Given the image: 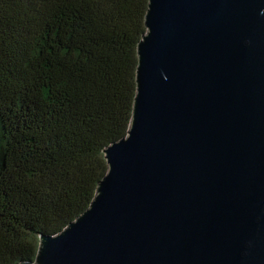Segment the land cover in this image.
<instances>
[{
  "label": "water",
  "instance_id": "obj_1",
  "mask_svg": "<svg viewBox=\"0 0 264 264\" xmlns=\"http://www.w3.org/2000/svg\"><path fill=\"white\" fill-rule=\"evenodd\" d=\"M145 26L91 206L20 264H264V0H149Z\"/></svg>",
  "mask_w": 264,
  "mask_h": 264
},
{
  "label": "trees",
  "instance_id": "obj_2",
  "mask_svg": "<svg viewBox=\"0 0 264 264\" xmlns=\"http://www.w3.org/2000/svg\"><path fill=\"white\" fill-rule=\"evenodd\" d=\"M149 0H0V264L93 202L128 134Z\"/></svg>",
  "mask_w": 264,
  "mask_h": 264
}]
</instances>
